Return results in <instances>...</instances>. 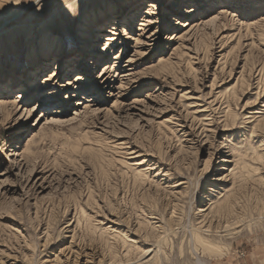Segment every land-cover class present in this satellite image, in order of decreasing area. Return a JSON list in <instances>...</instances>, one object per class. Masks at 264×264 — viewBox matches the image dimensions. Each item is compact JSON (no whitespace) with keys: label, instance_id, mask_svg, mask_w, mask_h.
I'll list each match as a JSON object with an SVG mask.
<instances>
[{"label":"rangeland","instance_id":"obj_1","mask_svg":"<svg viewBox=\"0 0 264 264\" xmlns=\"http://www.w3.org/2000/svg\"><path fill=\"white\" fill-rule=\"evenodd\" d=\"M7 83L0 264H264V0H0Z\"/></svg>","mask_w":264,"mask_h":264},{"label":"bare ground","instance_id":"obj_2","mask_svg":"<svg viewBox=\"0 0 264 264\" xmlns=\"http://www.w3.org/2000/svg\"><path fill=\"white\" fill-rule=\"evenodd\" d=\"M145 22H146V20H145ZM145 30V29H144ZM143 30V31H144ZM113 31L114 32H117V30H116V27L115 26H111V27H109L108 28V32L109 33H113ZM150 33H152V32H150ZM114 34V33H113ZM107 41H110V38H105ZM58 61V60H57ZM65 61H67L66 63L67 64H70L69 62V60L68 59H65ZM78 67V66H77ZM126 67H129V66H126ZM36 72H41L40 70H38V71H36ZM35 72V73H36ZM29 75H34V73L33 74H29ZM28 75V76H29ZM29 79H31V77L29 76L28 77V80ZM78 79H80V78H77L75 81L77 82V80ZM25 83H26V81H25ZM33 85V84H32ZM26 86V84L24 85L25 86V88L24 89H21V91L19 92V94H17V95H15V96H17L16 98H14V97H11V96H9L8 94H7V90L6 89H8V88H12V84L11 83H7L6 84V86H5V93H1L0 94V111H3L7 106H9V104H15L16 102L15 101H19V100H24L25 98H26V100L27 99H29V95H30V91H28V90H33L35 87H37V86ZM23 86V87H24ZM25 95H28V96H25ZM16 105H18V107L21 109L22 107L24 108L26 105H27V102H25L22 106H21V101H19L18 102V104H16ZM25 111H27V109L25 108L24 109ZM20 113V111L19 110H17V113L16 114H19ZM37 123H39V121H37ZM260 157L261 158H263L264 159V154L262 153V154H260ZM141 163V162H140ZM215 181H218V182H221V181H223V178H221L220 176H217L216 177V179H214ZM211 211V210H210ZM203 212V211H202ZM209 214H211V213H207L206 215H204V214H202V217H201V226H200V228H199V230H201V232H192L191 233V237H192V241L190 240L189 241V245H190V252H191V254L195 257H197V256H199V254H202L203 256L205 255V253H207V252H210L209 251V249H210V247H211V245H212V240H210V237L208 236V233H209V230H210V226H211V224H212V222H211V218L212 217H209ZM147 223V222H146ZM153 226L154 225H152V227H151V231L153 230V231H156L155 230V227L153 228ZM160 227V226H159ZM158 227V228H159ZM203 229V230H202ZM108 230V229H107ZM107 230H106V232H107ZM109 231V230H108ZM153 231H152V233H153ZM110 232V231H109ZM159 232H160V230H159ZM151 233V234H152ZM155 233V232H154ZM153 233V234H154ZM102 234H103V232H102ZM110 234V233H109ZM120 234V233H119ZM156 234H157V231H156ZM160 234V233H159ZM158 234V235H159ZM104 235V234H103ZM107 235H108V232H107ZM117 235V234H116ZM122 235H124V234H122ZM118 236V238H120L119 237V235H117ZM105 237H107V236H105ZM123 237V236H122ZM121 237V238H122ZM125 238L127 237V236H124ZM124 237H123V239H120V240H118V238L115 240V239H113L114 238V236L113 237H111V239L109 240L111 243H106V247H108V249H109V251H112V249H114L115 248V241L117 242V240L120 242H118L119 244H122L123 246H126L125 244V242H126V240H127V238L126 239H124ZM141 237V236H140ZM151 237V236H150ZM108 238V237H107ZM115 238H116V236H115ZM147 238V237H146ZM145 238V239H146ZM108 241V240H107ZM73 244V243H72ZM181 246H182V244H181ZM178 247V252H179V254L182 256L183 255V252L181 251V248L182 247ZM135 247V246H134ZM116 248H117V245H116ZM119 248H121L120 246H119ZM124 248V247H123ZM123 248L121 249V251L123 250ZM131 248V247H130ZM199 248V249H198ZM82 249V248H81ZM132 249V248H131ZM130 249V250H131ZM115 250H117V249H114L113 251L115 252ZM126 250H128V249H126ZM125 250V251H126ZM87 251H89V252H87ZM124 251V252H125ZM135 250L133 249L132 250V252H134ZM122 253V255L123 254H125V253ZM128 252V251H127ZM69 253H70V251H69ZM98 252H96V251H94V250H90V249H85V250H82V251H79V249H76V250H72L71 251V254L70 255H72V257L73 256H75V258H74V260L72 259L71 260V263H67V264H94V260L95 259H97L98 257H99V254H97ZM110 254H111V252H109ZM113 253V252H112ZM121 253V252H120ZM137 253V252H136ZM135 253V254H136ZM108 254V253H107ZM134 254V255H135ZM69 255V254H68ZM102 255V254H101ZM122 255L120 256V257H122ZM130 255V252H129V254H128V256ZM133 255V256H134ZM103 256V255H102ZM127 256V254H126V256H124L123 255V258L124 257H128ZM131 256H132V254H131ZM130 256V257H131ZM57 257V256H56ZM129 257V258H130ZM64 258H66V257H64ZM112 257L110 256V263H108V262H105V264H111L112 262V259H111ZM198 258V257H197ZM102 259V258H101ZM70 260V259H69ZM84 260V261H83ZM65 262H66V260H65ZM65 262H63V263H65ZM62 263V264H63ZM53 264H60V263H57V262H55V263H53ZM198 264H204V263H202L201 261H198Z\"/></svg>","mask_w":264,"mask_h":264}]
</instances>
